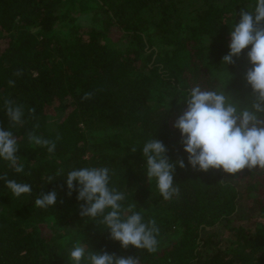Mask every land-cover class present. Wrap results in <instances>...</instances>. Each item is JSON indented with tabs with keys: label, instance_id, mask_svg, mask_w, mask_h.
I'll return each instance as SVG.
<instances>
[{
	"label": "trees",
	"instance_id": "1",
	"mask_svg": "<svg viewBox=\"0 0 264 264\" xmlns=\"http://www.w3.org/2000/svg\"><path fill=\"white\" fill-rule=\"evenodd\" d=\"M93 1L92 25L86 27L78 22V7L67 0H0V126L9 129L5 99L23 105L25 113L24 125L10 129L24 172L0 159V176L32 187L31 194L16 197L0 179V264H71V242L51 230L49 219L59 227L78 225L85 247L137 257L138 264H264V169L235 175L193 169L173 126L197 85L223 91L241 107L251 103L245 80L251 46L232 64L222 57L241 8L252 10L255 0H195L200 4L191 3L193 8L183 0ZM113 29L120 47L105 42ZM85 92L93 98L82 101ZM60 108L68 111L50 130L49 118ZM29 131L50 140L59 135L55 152L30 144ZM153 137L166 145L169 162L183 158L186 165L176 166L180 194L171 200L146 176L141 152ZM101 166L111 170L109 186L124 193L125 208L135 204L146 222L155 219L160 229L155 253L124 249L103 224L80 216L84 201L76 191L68 195L66 175ZM50 175L56 178L47 182ZM240 183L255 196L244 211ZM53 189L55 206H34L42 192ZM235 217L262 222L249 229L232 225ZM222 226H229L234 239L231 250L223 246Z\"/></svg>",
	"mask_w": 264,
	"mask_h": 264
},
{
	"label": "clouds",
	"instance_id": "2",
	"mask_svg": "<svg viewBox=\"0 0 264 264\" xmlns=\"http://www.w3.org/2000/svg\"><path fill=\"white\" fill-rule=\"evenodd\" d=\"M239 17V22L230 29V50L222 57V62L226 65L234 63L233 58L251 46L247 51L251 67L245 73L246 83L252 92L251 103L241 107L225 92L203 90L197 85L189 90L183 101L187 105L186 110L173 125L180 131V143L187 153L188 165L199 171L216 169L235 175L244 169H264V0H255L252 10L242 7ZM22 74V70L14 73L18 77ZM8 84L14 87L15 81L10 79ZM93 95V92H85L81 100L92 99ZM4 108L9 129L0 126V159L16 173H23L24 165L18 162V141L10 129L24 125V106L5 99ZM28 112L34 116L35 109L29 108ZM27 139L30 144L46 147L51 154L55 152L60 136L50 140L29 131ZM131 151L137 150L133 148ZM167 151L166 145L153 137L144 143L141 152L148 180L156 181V188L166 201L180 194L174 185L176 166L186 167L183 158L169 162ZM55 178L50 175L47 182ZM0 179L16 197L32 192L30 184L8 179L6 174ZM110 180L111 170L106 166L73 169L66 175L68 195L76 191L77 200L84 201L80 205V216L103 224L109 230L110 238L118 241L122 248L127 249L131 245L155 253L160 232L155 219L146 222L142 213L134 210L135 204L125 208L122 204L124 193L110 187ZM57 195L55 189L42 192L35 199L34 206L41 209L55 206ZM68 259L71 264H138L137 257L93 251L80 242L69 250Z\"/></svg>",
	"mask_w": 264,
	"mask_h": 264
},
{
	"label": "rangeland",
	"instance_id": "3",
	"mask_svg": "<svg viewBox=\"0 0 264 264\" xmlns=\"http://www.w3.org/2000/svg\"><path fill=\"white\" fill-rule=\"evenodd\" d=\"M67 3L72 4L73 7L75 6L78 7L76 13L78 14V22L82 24V26L88 27L92 25L94 11L91 6H93V4H96L93 0H67ZM191 3H196V2L195 0H183L182 5L185 7L187 6V7L193 8L194 6ZM196 4H200V3H196ZM120 38L121 37L120 35H118V32L113 29V32L108 33V37L105 38V42L112 47H120L123 44ZM67 111H68V108H60L59 110H56V112L53 113L49 118L48 128L50 130H54L56 128L57 123L64 117ZM240 188L243 191L241 202H240V209L244 211L245 208L246 210L248 207L250 208L252 199L255 198V196L250 197L244 191L243 184H241ZM261 222H262L261 218L238 219L237 217H235V220L231 224L232 225L236 224L238 226L243 225L249 229H252L260 225ZM48 223L50 225L49 227L51 228V230L61 232L65 236H67V238L71 242V245H72L71 247H73L77 242H80L81 244H83L82 242L83 233L81 231V228L78 225L76 226L73 225L68 228L59 227L51 219L48 220ZM233 240L234 239L229 232V226H224L222 241H223V246L225 247V249L231 250L232 247L235 248L233 244Z\"/></svg>",
	"mask_w": 264,
	"mask_h": 264
}]
</instances>
